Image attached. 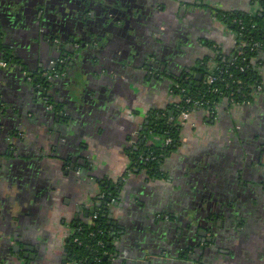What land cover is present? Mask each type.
<instances>
[{
    "label": "crops",
    "instance_id": "0c3cea01",
    "mask_svg": "<svg viewBox=\"0 0 264 264\" xmlns=\"http://www.w3.org/2000/svg\"><path fill=\"white\" fill-rule=\"evenodd\" d=\"M141 2L0 0L11 60L0 48V264H72L66 239L91 223L103 182L122 185V205L110 208L120 229L116 264H264V89L252 103L181 118L182 144L162 180L130 155L152 111L174 116L180 77L201 73L206 57L235 53L237 35L217 12L255 13L258 4ZM105 13L107 25L92 30ZM72 38L77 57L49 75L60 58L52 40L68 48ZM258 61L264 84V51ZM40 72L58 114L29 80ZM150 133L147 143L163 147L166 139ZM185 223L207 225L215 241L206 253L191 249Z\"/></svg>",
    "mask_w": 264,
    "mask_h": 264
},
{
    "label": "trees",
    "instance_id": "16d2710c",
    "mask_svg": "<svg viewBox=\"0 0 264 264\" xmlns=\"http://www.w3.org/2000/svg\"><path fill=\"white\" fill-rule=\"evenodd\" d=\"M252 1L258 4L259 10L255 13L216 14L217 18L229 24L237 35L238 48L232 57L226 58L217 53L200 61L197 69L202 74L201 80H196L195 77L189 80L180 77L179 90L185 92L181 103L174 107L173 117L167 110H155L149 114V130L144 131V137L137 145L139 150L130 152L133 162H137V167L147 171L149 179L162 180L165 177L166 160L181 146L180 119L183 111L189 112L190 115L200 109L215 112L225 101L230 105L249 104L253 102L255 95L263 91L264 84L258 59L264 51V0ZM209 46L213 47L211 43ZM70 54L69 56L73 57ZM4 57L5 60L9 59L7 51ZM60 68L61 65L57 64L56 68L47 73L61 74ZM210 76L216 79L211 84L208 82ZM31 80L34 85H48V80L42 72L33 75ZM49 102L55 104L52 99ZM150 131L163 136V139H171V143L163 147L149 145L147 142L151 138ZM135 157L138 158L135 160ZM105 183L102 184L101 205L95 206L97 210L92 216L94 219L91 223L79 222L74 226V234L66 239V251L75 264H116L120 229L112 224L109 216L110 207L121 202L122 185L115 182Z\"/></svg>",
    "mask_w": 264,
    "mask_h": 264
},
{
    "label": "flooded vegetation",
    "instance_id": "af4514ba",
    "mask_svg": "<svg viewBox=\"0 0 264 264\" xmlns=\"http://www.w3.org/2000/svg\"><path fill=\"white\" fill-rule=\"evenodd\" d=\"M120 2L122 3L121 5H123V3H125L126 2V4H127V2H128V5L129 6H132V7H139V6H141L142 4H143V2H141V0H120ZM89 5V4H88ZM88 7H93L92 5H90V6H88ZM117 14H120L121 15V13L120 12H117ZM106 15V13L103 15V16H99V17H96V15H94V17H93V25L91 26V29L92 30H97L98 28L100 29V28H103V27H105V25H107V17L105 16ZM86 20H87V18H85ZM90 21V20H89ZM151 23H153L152 21H151ZM149 25H150V23H149ZM86 25H84V27H85ZM89 28V27H88ZM74 29H76V27L74 28ZM82 27H78L76 30H78V33H79V31L80 32H82ZM75 33V32H74ZM87 33V32H86ZM79 34H81V33H79ZM93 40H95V38L93 39ZM53 42H54V44L55 45H57V46H61L62 47V50H63V52H64V50H65V48H67L66 47V45H65V42H63L62 40H60V39H54V40H52ZM42 42V41H41ZM71 42H72V45L70 44V45H68V48H69V53H71L72 55H73V57H77V55H78V51L80 50V45H78V44H76L75 42V40L72 38L71 39ZM7 44H6V39H5V37L4 36H2L1 34H0V48L1 49H3V50H5V51H7L8 49H7ZM58 49V54H60V52H62V51H60L61 50V48H60V50H59V47L57 48ZM68 57H71V58H73L72 56H69L68 55ZM61 58V57H60ZM58 59L56 62H57V64H59V65H62L63 66V62H64V58L62 57L61 59ZM8 60V61H7ZM6 61L9 63L11 60L10 59H7ZM14 62H17V61H12L11 63H10V65L11 64H15ZM56 64V65H57ZM69 64V63H68ZM56 65H55V68H56ZM17 66V65H16ZM47 67V66H46ZM61 69V71H63L62 70V68H60ZM158 69V68H157ZM44 74H46V73H44ZM58 74V73H57ZM58 75H60V74H58ZM26 76H27V74H26ZM195 77V76H194ZM45 78H47V80L49 79V75H45ZM184 79H186V77L184 78ZM187 80V79H186ZM189 80V79H188ZM31 82H32V80H31ZM33 86L38 90V91H40L41 93H42V96H45V99H48V97H49V85H44V86H42V85H34L33 84ZM178 89H180V87L178 88ZM45 91L47 92V93H45ZM180 91V90H179ZM181 92H182V90H181ZM50 101V98L48 99V101L46 102V104H47V106L48 105H53L51 102H49ZM55 105V104H54ZM53 105V106H54ZM51 112H54L55 114H58V109H56L55 110V106H54V110L53 111H51ZM11 152V151H10ZM165 170V169H164ZM112 207V206H111ZM110 207V208H111ZM92 210H94V212L97 210V208L96 207H94ZM91 212V211H90ZM93 212V216H94V213ZM92 219H94V217H92ZM114 223V221H112V224ZM114 225V224H113ZM184 226H185V233L187 232H189L190 234L189 235H192V236H195V239H198L199 238V241L201 242L202 241V236L200 235V233L197 231L198 230V228H196V226H192V225H190L189 223L188 224H183ZM217 225V224H216ZM115 226V225H114ZM204 226V225H203ZM203 226H199V228H201V227H203ZM205 228L207 229V225L205 226ZM211 230L212 231H214L215 230V228H213V227H211ZM200 236V237H199ZM198 243L196 246H194V248L192 249L197 255H199L201 252H203V250H204V252L206 251V249H207V244H201V243ZM20 253V252H19ZM68 254V253H67ZM68 256H69V254H68ZM69 258L71 259V257L69 256ZM195 258V257H194ZM196 259H197V257H196ZM71 263L72 264H75V263H73L72 262V260H71Z\"/></svg>",
    "mask_w": 264,
    "mask_h": 264
},
{
    "label": "water",
    "instance_id": "95a60500",
    "mask_svg": "<svg viewBox=\"0 0 264 264\" xmlns=\"http://www.w3.org/2000/svg\"><path fill=\"white\" fill-rule=\"evenodd\" d=\"M45 35H42L41 36V39H42V43H44V45H45V47L47 46V47H49L50 45H47V44H45ZM53 44H54V42H53ZM52 44V48L54 47V48H58L59 47V50H60V48H61V50L60 51H62L63 52V50H62V47L61 46H57V45H53ZM65 50H67V52H69V48H65ZM60 53V57H66V56H68L69 55V53ZM47 67H44V69H46ZM195 78H196V80H201L202 79V74L201 73H198V74H196V76H195ZM45 93H47L46 91H45ZM174 114V113H173ZM146 125L148 126L149 125V122L147 121L146 122ZM153 125H154V123H153ZM145 130H149V128L148 127H146V129ZM101 199H102V197H101ZM101 204H98V207L100 206ZM115 205H122V203L121 202H117V203H115ZM92 212H94V210H92ZM110 218H112V216H109ZM237 218V217H236ZM114 225H116V222L114 221V223H113ZM198 232H200V235L202 236V241L200 242L199 241V238L198 239H196L197 240V242H195V240L194 241H191V249H193L194 248V246H196L199 242L201 243V244H208V242H210V241H212L213 240V238H209V237H207V235H208V230L206 229V228H204V227H201V228H199L198 227ZM213 241H215V240H213ZM216 249V248H215ZM214 249V250H215ZM14 250H15V252H20V250H21V247L20 246H16L15 248H14ZM207 252V249H206V251H205V253Z\"/></svg>",
    "mask_w": 264,
    "mask_h": 264
},
{
    "label": "built area",
    "instance_id": "2783aa9c",
    "mask_svg": "<svg viewBox=\"0 0 264 264\" xmlns=\"http://www.w3.org/2000/svg\"><path fill=\"white\" fill-rule=\"evenodd\" d=\"M243 46V45H242ZM240 53H242V52H240ZM239 53V54H240ZM241 70H243V69H241ZM29 80H31V78H29ZM216 79L214 78V77H209V79H208V82H209V84H211V83H213L214 81H215ZM260 89H261V87H260ZM182 92L184 93L185 92V90H182ZM197 104H198V102H197ZM47 109L49 110V111H53L54 110V106L53 105H48L47 106ZM190 117V113L189 112H186V111H183L182 112V114H181V118H182V120H186V119H188ZM171 139H166V141H165V145H168V144H170L171 143Z\"/></svg>",
    "mask_w": 264,
    "mask_h": 264
},
{
    "label": "rangeland",
    "instance_id": "374dc122",
    "mask_svg": "<svg viewBox=\"0 0 264 264\" xmlns=\"http://www.w3.org/2000/svg\"><path fill=\"white\" fill-rule=\"evenodd\" d=\"M156 135H157V136H160V135L157 134V133H156ZM161 137H162V140H163V136H161ZM164 146H165V144H164ZM165 217H166V216H165ZM111 219H112V218H111ZM167 219H169L168 216H167ZM199 233H200V232H199ZM73 234H74V230L72 231V233H71L70 235H73ZM192 237H194V236L189 235L188 239H189V238H192ZM195 242H197V240H195ZM186 244H188V243H186ZM184 249L186 250L185 252H187V249H186V248H184Z\"/></svg>",
    "mask_w": 264,
    "mask_h": 264
}]
</instances>
